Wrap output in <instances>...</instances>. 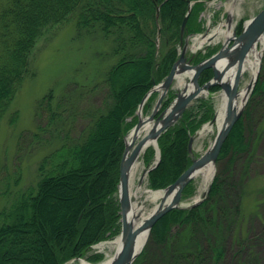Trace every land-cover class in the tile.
<instances>
[{"label":"trees","instance_id":"16d2710c","mask_svg":"<svg viewBox=\"0 0 264 264\" xmlns=\"http://www.w3.org/2000/svg\"><path fill=\"white\" fill-rule=\"evenodd\" d=\"M193 1L183 37L202 29L197 17L205 0ZM188 2L0 0V123L30 69L36 42L50 27L73 19L79 30L99 29L105 36H113L112 52L117 56L102 79L105 93L101 104L93 112H84L85 121L77 135L70 134L77 113L69 92L57 97L50 89L37 102L34 116L44 118V122L37 123L30 135L21 133L19 140H31L37 145L55 142L56 146L39 160L35 185L19 192L9 210L0 211V264H62L119 233L117 190L123 138L136 123L135 111L146 93L165 78L178 57L179 30ZM212 52L198 51L193 61L198 62ZM262 63L263 67L264 57ZM211 76L212 70L204 69L199 84ZM217 89L219 85H212L209 91ZM155 94L149 95L146 107ZM262 94L264 75L259 73L251 99ZM172 98L170 92L162 106L166 107ZM196 105V111L194 105L185 108L158 137L160 159L147 173L151 189L166 187L190 165L189 136L214 115L210 100L200 98ZM16 113H10L9 123L15 120ZM247 147L241 114L222 143L216 162L231 155L230 162ZM153 152L150 148L145 153L144 162H149ZM20 174L18 167L11 176L0 178V195L9 190L10 178L16 183ZM223 182L222 175L216 174L204 200L191 207L173 208L153 223L149 238L163 248L162 256L153 264L221 262L225 256L224 220L232 219L231 225L236 226L244 200L239 198L231 203ZM193 189L190 180L182 195H191ZM261 201L246 199L244 205L255 206ZM262 233L264 240V224ZM236 238L241 241L238 235ZM90 256L92 261L101 257Z\"/></svg>","mask_w":264,"mask_h":264},{"label":"rangeland","instance_id":"374dc122","mask_svg":"<svg viewBox=\"0 0 264 264\" xmlns=\"http://www.w3.org/2000/svg\"><path fill=\"white\" fill-rule=\"evenodd\" d=\"M190 2L193 4L194 1L190 0ZM229 2L230 0H205L203 2L204 9L199 12L197 17V21L201 22L202 29L187 35L183 39L187 40L186 60H189L192 51L195 54L198 51L204 54L206 50H213L211 53L213 54L221 46L225 38L224 34L213 38L208 44L207 42L202 43L198 48L195 46V43L200 36L209 34L214 30L219 23L226 22V18L229 15L226 7ZM232 3L234 9L232 23L236 33L239 31V23L242 25L245 20L254 16L264 6V0H233ZM95 31L87 32L84 29L79 30L76 28L74 20L69 19L57 26L50 27L36 42L32 51L30 69L14 94L0 123V178L6 175L11 176L18 167L21 172L16 183L10 178L9 192L7 191L0 195V211L9 210L15 203L19 192L28 186L35 185L38 178L37 166L39 160L50 149L56 146L55 142L53 144L42 142L37 145L33 144L31 140H19L21 133L26 134L29 132L27 135H30V132L36 129L37 123L44 122V118H35L34 116L39 99L50 89L57 97L62 92H69L73 100V107L77 113L71 125L70 134L73 136L80 132L84 124L85 120L82 117L84 112H93V108L101 104L105 93L102 79L109 66L117 59V56L112 52L113 36H105L99 29H95ZM181 48L182 44H179L177 48L178 56ZM193 57L189 61L190 64L197 63L193 61ZM262 57H264V49H262L259 68V73L263 76L264 66L262 67ZM250 79L251 74L248 70L241 73L238 89L240 90L245 87ZM179 80V77L176 76L172 80L155 112V118L160 114L161 116L164 115L165 112L162 111L169 104L166 107L162 105L169 93H173L172 101L177 93L181 91L183 85H179ZM182 81L191 84L188 75L183 76ZM160 91H153L156 94L147 107L146 101L144 102L141 109L142 116H147L154 111ZM221 91L222 89L219 87V89L212 92L209 89L204 93L200 92L187 104L186 108L194 105V111H196L198 109L196 104L200 98H203L210 100L215 115ZM240 100L241 98L239 97L238 101ZM137 109L135 111L136 116ZM245 110L248 113H245ZM13 111H17L16 118L12 123H9L8 118ZM241 114L244 115V136L248 147L245 151L235 154L230 162L228 160L231 155L217 162L215 160L211 177L213 179L218 173L222 175V179H224L223 183L229 193L228 196L231 203L237 199L239 200V198L244 199L242 200L241 214L236 219L238 224L236 226L234 224L231 225L232 219L224 220L225 256L218 264H264V240L261 238L264 224V94L251 99L250 91L242 106ZM127 119L130 118L128 117ZM208 121L204 122L199 129L191 134L193 135L191 144L193 157L203 153L214 137L216 132L214 129L206 131L203 135L199 134ZM129 131L124 135L125 137ZM18 144H20L19 148ZM150 148L153 149L152 144L143 152L142 162L130 180L131 196H133L132 193L139 184L145 189H150L145 169L156 158L154 151L149 162H144V155ZM191 180L194 185L193 192L189 196L182 195L180 206L184 207L193 203L196 195H198L196 201L201 199L199 202L207 196L209 190L208 183H211V179L207 184L204 183L200 175L193 176ZM0 187H3V185L0 184ZM246 199L248 201L263 199L261 201L263 203L260 204L259 202L255 206L249 204L248 207H245L244 201ZM158 202L159 198L145 199L143 197V214L146 215ZM236 235H238V238L241 237V241H238ZM114 238L115 236L101 240L102 242L99 243H104L102 247L99 246V243L91 245L80 257L85 258L87 261L98 263L106 257L112 256L115 247H111L109 241H112ZM162 249V247L152 242L148 235L143 247L132 263L153 264L162 256ZM141 252H143L142 255H140ZM92 254H98L101 257L92 261L90 260V255ZM73 261L78 260L74 258Z\"/></svg>","mask_w":264,"mask_h":264},{"label":"water","instance_id":"95a60500","mask_svg":"<svg viewBox=\"0 0 264 264\" xmlns=\"http://www.w3.org/2000/svg\"><path fill=\"white\" fill-rule=\"evenodd\" d=\"M191 4V2L188 3L187 12L181 21L180 39H182V34L185 30L187 17L191 10ZM157 12L158 10H156V13ZM226 20H231V17L228 15ZM260 37L264 38V6L254 16L244 21V23L242 24V28L238 34L234 29L233 35L229 36L227 39H224L217 51L195 64H190L189 62L192 60V57L195 54L194 51H192L189 60H186L185 51L187 48V40L185 39V41L182 43L181 52L176 61L172 64L168 74L161 82L154 85L146 93L137 109V122L129 131V133L133 135L130 142H126L125 136L123 138L124 151L119 164V183L117 191L120 207V231L118 237L121 240V245L118 249H115L108 264H131L142 248H135V241L138 233L145 229L147 231V235H149L151 226L159 217L173 208L181 207L180 201L182 197V190L186 186V184L193 178L194 170L203 165H206L207 163H212V165L214 164L221 149L222 143L226 139L234 122L240 117L244 101L247 95L252 90L254 83L258 77L261 62L260 59L258 61L255 76L249 80L247 86L245 87L246 93L244 97H242L241 106L237 108L235 105V100L237 99L240 91L238 89L241 75L240 63L242 62L250 47ZM208 40H211V37H208ZM234 62H237V69L233 75L232 81L228 82L226 80V72ZM208 68L212 70L211 78L204 83L199 84L198 78L200 73L204 69ZM178 69H182L183 76H189L192 89L185 91V85L188 83H184L181 91L177 93L170 104L162 111L165 112L164 115L161 116L160 114L155 118V112L158 109L162 98L167 92L172 80L175 78L176 70ZM212 85H219L222 91H224L227 95L221 127L215 132L209 146L204 150L203 153L196 157H193V154L191 152V144L193 140V135H191L188 141V151L191 155L190 165L175 179L174 182L170 183L164 188L157 189L163 192V196L159 199V202L152 208V210L146 217H143V219L140 221L139 215L134 216V218L132 219L129 218L127 214L130 208V188L128 174L129 169L132 163L135 161L140 149L146 143L147 138H153L154 143H152V147L155 151L156 158L154 162L151 165H148V167L145 169V173H147L159 162L160 149L158 147L157 139L160 134L177 121V119L186 108L187 104L193 98H195L201 91H208L209 87ZM159 87H162V90L157 97L154 111L147 116H142L141 109L145 100L154 90H159ZM147 121H152L151 131L149 132L147 137H140L138 140H136L135 134ZM214 121L215 115L206 124H213ZM209 186L210 183H208V189ZM200 200L194 201L189 206L197 204ZM72 260L73 259L64 262L63 264H69ZM77 260L80 261V257H78Z\"/></svg>","mask_w":264,"mask_h":264},{"label":"bare ground","instance_id":"6f19581e","mask_svg":"<svg viewBox=\"0 0 264 264\" xmlns=\"http://www.w3.org/2000/svg\"><path fill=\"white\" fill-rule=\"evenodd\" d=\"M233 0H230V2L227 4L226 9L228 10L229 16L231 17V20H226V22H221L219 23L214 30H212L209 34L202 35L198 38L197 42L195 43V46L198 48L200 47V45H202V43L207 42L208 41V37L213 38H217L219 35H223L225 36L224 39H227L229 36L233 35V31H234V26L232 23V15L234 13V9L232 6ZM264 47V38L260 37L257 39V41L250 47V49L248 50V52L246 53L245 57L243 58L242 62L240 63V71L241 73H243L244 71L248 70L251 74V78H253L256 74L257 71V65H258V61L260 58V54L262 52V49ZM237 69V62H234L229 70L226 72V80L228 82H231L233 79V75L235 73ZM176 77H179V85H183L184 82L183 80V71L182 69H178L176 70ZM248 84V83H247ZM247 85H245L246 87ZM245 87L241 88L239 91V95L237 97V99L235 100V105L237 108H239L241 106L242 103V97H244L245 93H246V89ZM192 87L191 85L188 83L185 85V91L191 90ZM159 90H162V87H159ZM205 91H201V93H204ZM241 98L240 101H238V98ZM226 99H227V95L224 91H221L220 94V101L219 104L217 106L216 109V114H215V121L213 124H207L205 125L202 130L200 131V135H203L206 131H209L211 129H214L215 131H217L222 124L223 121V116H224V107H225V103H226ZM152 129V121H147L144 123L143 126H141V128L137 131V133L135 134V138L136 140H138L140 137H144L149 134V132ZM133 135L131 133H129L126 136V142L129 143L131 140V137ZM154 143L153 138H147L146 143L142 146V148L140 149L138 155L136 156L135 161L132 163L130 169H129V188H130V180L134 174V172L136 171V169L138 168V166L141 164L142 162V155L143 152L152 144ZM213 174V165L212 163H207L206 165H203L197 169L194 170L193 175H200L202 180L204 181V183H208V181L211 179ZM133 196H131V192H130V208L128 210V217L129 218H134V216L139 215V221L143 219V217H146L150 211V210L146 215L143 214V197L145 199H157V198H161L163 196V192L161 190H151V189H145L142 187L141 184H139L136 188V190L132 193ZM198 198V195L195 196V200ZM148 235H147V231L145 229H143L142 231H140L138 233V235L136 236V241H135V248L139 249L141 247H143L146 239H147ZM104 245V243H99V246L102 247ZM109 245L112 247L114 246L115 249H118L121 245V240L118 236H116L112 241H109ZM111 256L106 257L104 260L98 262V263H89L85 258H80V261H72L69 264H108L109 260H110Z\"/></svg>","mask_w":264,"mask_h":264}]
</instances>
